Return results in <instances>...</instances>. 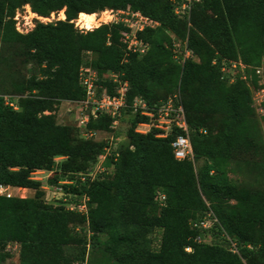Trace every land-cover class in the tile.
<instances>
[{"label":"trees","instance_id":"trees-1","mask_svg":"<svg viewBox=\"0 0 264 264\" xmlns=\"http://www.w3.org/2000/svg\"><path fill=\"white\" fill-rule=\"evenodd\" d=\"M184 2L0 0V184L35 191L0 196V264L10 245L19 264H264V115L252 102L262 78L256 70L264 66V0H192L181 17L175 8ZM26 5L41 17L64 10L65 20L19 33L13 17ZM106 10L140 12L158 23L138 33L149 44L144 55L126 52L121 22L75 29L80 13ZM223 60L245 65L251 77L240 65L224 76ZM82 67L96 72L97 94L114 93L111 73L128 82L115 128L106 114L90 115L83 128L76 120L57 123L56 106L85 99ZM174 95L188 133L176 126L163 138L156 128L139 133L151 119L134 110V100L150 109ZM5 96L18 97L17 110ZM83 131L93 136L83 138ZM103 132L112 139L96 137ZM185 135L193 160L178 161L171 144ZM106 148L104 171L81 183ZM35 171L51 172L46 183L53 187L74 180L61 187L89 198L87 215L46 202ZM208 213L217 221L195 226ZM90 241L95 249L86 252Z\"/></svg>","mask_w":264,"mask_h":264},{"label":"built area","instance_id":"built-area-1","mask_svg":"<svg viewBox=\"0 0 264 264\" xmlns=\"http://www.w3.org/2000/svg\"><path fill=\"white\" fill-rule=\"evenodd\" d=\"M192 0H185L184 3L179 5V7L175 8V14L181 17H188L191 10ZM28 7V5L24 6ZM59 15L63 17L57 18V20H50L48 17L38 18L40 23L49 24L54 23L56 21L65 20L64 10L59 11ZM105 12V11H104ZM110 13L113 17L111 18V23L121 22L126 26V30L122 32L123 35V43L125 44V50L127 53H134L139 56L144 55L148 48L149 44L144 42L143 40L138 38V33L144 31L148 27H155L158 25L157 22L152 19L143 16L140 12H133L130 10H106V13ZM51 15V14H50ZM19 11H16L13 20L15 22V28L19 33L25 34L31 31L34 26L30 24L29 27H25L19 21ZM188 19V18H187ZM74 23V22H73ZM25 24L28 25L27 22ZM82 28H80L81 30ZM190 52H185V57H189ZM264 62V60H263ZM237 65H240L244 78L251 77L250 74L245 75V71L247 68L245 65L239 63L236 64L234 62H228L226 60L222 61L220 71L222 74L229 75L230 73L236 69ZM258 75H261L260 79V87L256 89L252 96L253 106L258 116L264 115V66L258 68L256 70ZM109 81H112L116 84L114 93L110 94L106 89L103 88L100 94H97L96 91V82L97 76L96 72L92 71L90 68L82 67L80 69V84L85 89V99L80 102H69L75 104L76 107H79V111L77 113L76 121L77 125L80 128L86 126L89 121V116L96 117V114H106L110 115L113 118V128L118 125V117L120 116V111L122 108L126 106V93L128 91V82L121 81L115 73H111L109 75ZM233 82V79L231 80ZM17 96H5L6 104L11 106L13 109L17 110L18 106L16 104ZM132 107L134 110H140V114L148 116L153 123H145L141 124L140 128L137 130L139 133H146L151 128H156L161 130L158 137H166L167 133L170 132L173 126L181 128L184 132L188 133L187 124L185 121L184 109L180 103L179 95H174L169 97L168 100L162 105H155L152 108H148L146 103L141 99H135ZM86 137L93 136V133L89 132L83 133ZM112 139V137H111ZM173 149L174 158L178 161H182L185 159L193 160V149L188 135L178 136L171 144ZM109 148H106V153L99 156V164L98 166L89 174H81L79 179L81 183L87 182L89 179L93 180L97 176V174L104 171L102 167V163L104 162L107 155H110ZM74 180H61L58 182V185L53 187L48 184L42 185L41 189L45 192V201L48 203H54L55 205L64 204L65 208L69 211H74L81 213L82 215H87L88 207L87 202L89 198L87 196L80 197L73 195L71 193H66L62 189L61 185H72L74 184ZM24 188L12 187L9 185L0 184V196L6 198L19 197L24 198L23 195H15L13 192L17 190V192L22 191ZM78 198V201L73 203V199ZM165 199L164 195L159 196V200L163 202ZM72 202H71V201ZM216 218L208 213L201 221L195 224L197 227H201L203 229H207L212 226L214 222H216ZM229 239V238H228ZM198 242L203 241L200 237L196 239ZM230 248L233 252H237V245L232 240L230 241ZM187 252L191 251V248H186Z\"/></svg>","mask_w":264,"mask_h":264},{"label":"rangeland","instance_id":"rangeland-1","mask_svg":"<svg viewBox=\"0 0 264 264\" xmlns=\"http://www.w3.org/2000/svg\"><path fill=\"white\" fill-rule=\"evenodd\" d=\"M176 0H171V2H175ZM17 11H19V21L21 22V27L22 25H25V27H29L30 24H32L33 26H35L38 22V20H40L37 14L34 13L31 14V10L30 7H22L20 9H18ZM106 12V11H105ZM105 12H101V13H96L97 16L96 17H100L103 14H105V19L102 22H98V24H95L93 28H97L98 26H100L101 24H112L111 21L113 18L110 13H105ZM59 11L57 12H53L51 13V15L48 16V18L50 20H52L54 18V20H57V18L62 17L61 15H59ZM95 14V15H96ZM100 15V16H99ZM109 18V19H108ZM79 20V16L78 18L74 21V27L75 29L79 30V31H87L88 29L81 27L83 25L78 23ZM25 22L28 23L25 24ZM80 28H82L80 30ZM91 30V29H89ZM174 48V47H173ZM178 48V47H177ZM175 48V53L179 52V50ZM91 59V55L87 54L85 55V61H89ZM79 111V107H75V104L73 103H69V102H61L58 106H56L55 110H54V114L56 116V121L58 124H62V125H69V126H74L76 124L75 120L76 119V115ZM148 122L153 123V120H150ZM78 124V123H77ZM129 126V120H127L126 118H124V120L120 123V125L117 128V131L121 134V136L125 135V132L127 130ZM262 131L264 133V122H262ZM85 131L81 132V137L84 136ZM96 137H98V139H107V140H111L112 134L108 133V132H103V133H99L98 135H96ZM84 138V137H83ZM62 160V158H56V162H60ZM202 161H200L199 163H196V169L199 170V168L201 167ZM51 172H47V171H35L32 174V177L34 178V180H38L40 182L43 183V185L47 184L46 181H48L49 177L51 176ZM16 196L17 195H23L25 196L24 198H29V197H33L35 194V191L33 189H22V191L17 192V190H15L13 192ZM87 243V248H86V252H90L92 250L95 249V242L92 245V242L90 241L89 243ZM10 252H9V258L3 263V264H19V257H18V250H17V246L16 245H10L9 246Z\"/></svg>","mask_w":264,"mask_h":264},{"label":"bare ground","instance_id":"bare-ground-1","mask_svg":"<svg viewBox=\"0 0 264 264\" xmlns=\"http://www.w3.org/2000/svg\"><path fill=\"white\" fill-rule=\"evenodd\" d=\"M30 13L34 15V13H32V12H30ZM96 16H97V14L96 15L95 14L88 15V14L80 13L78 23L83 25L81 27H84L88 30L89 29L92 30L95 24H98V22H102L105 19V14H103L102 16L99 15L100 17H96Z\"/></svg>","mask_w":264,"mask_h":264}]
</instances>
